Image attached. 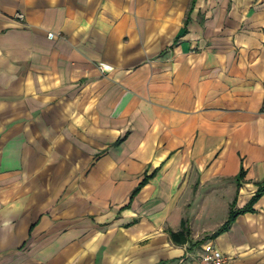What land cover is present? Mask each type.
Returning a JSON list of instances; mask_svg holds the SVG:
<instances>
[{"label":"crops","instance_id":"obj_1","mask_svg":"<svg viewBox=\"0 0 264 264\" xmlns=\"http://www.w3.org/2000/svg\"><path fill=\"white\" fill-rule=\"evenodd\" d=\"M263 88L264 0H0V264H264Z\"/></svg>","mask_w":264,"mask_h":264},{"label":"built area","instance_id":"obj_2","mask_svg":"<svg viewBox=\"0 0 264 264\" xmlns=\"http://www.w3.org/2000/svg\"><path fill=\"white\" fill-rule=\"evenodd\" d=\"M16 18L23 20L22 14H16ZM52 33L48 34L52 38ZM264 91V88H263ZM186 264H230L229 259L218 251L211 243H205L201 250L194 255Z\"/></svg>","mask_w":264,"mask_h":264},{"label":"trees","instance_id":"obj_3","mask_svg":"<svg viewBox=\"0 0 264 264\" xmlns=\"http://www.w3.org/2000/svg\"><path fill=\"white\" fill-rule=\"evenodd\" d=\"M263 193H264V185L258 187L256 193L254 194V196L251 199L250 204L252 202H254ZM249 210H250V205H249V207L247 206V207H245L243 209H240V210L231 212L230 215H229V218H228L227 222L225 223V225L222 228H220L218 231H222L225 228H227V226L230 224V222L232 221V219H233V217L235 215H237L239 213H243V212L249 211ZM185 234H186V230H183V231H180V232H177V233H172L171 235L174 238H176V237H182V242H184L183 240H184Z\"/></svg>","mask_w":264,"mask_h":264}]
</instances>
